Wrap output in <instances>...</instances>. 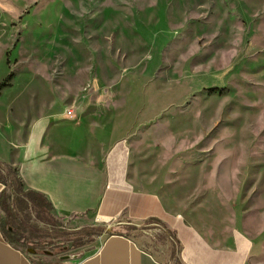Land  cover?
<instances>
[{
  "label": "rangeland",
  "instance_id": "obj_1",
  "mask_svg": "<svg viewBox=\"0 0 264 264\" xmlns=\"http://www.w3.org/2000/svg\"><path fill=\"white\" fill-rule=\"evenodd\" d=\"M4 70L2 107L18 95L70 108V121L89 115L107 141H128L135 187L209 236H251L248 264H264V0H0ZM11 226L37 264L87 254L110 232L180 264L161 226L31 204Z\"/></svg>",
  "mask_w": 264,
  "mask_h": 264
},
{
  "label": "crops",
  "instance_id": "obj_2",
  "mask_svg": "<svg viewBox=\"0 0 264 264\" xmlns=\"http://www.w3.org/2000/svg\"><path fill=\"white\" fill-rule=\"evenodd\" d=\"M6 70L0 73V81ZM5 78V77H4ZM0 91V160L17 168L25 188L43 194L58 218L97 219L127 226H161L175 238L180 264H248L252 238L242 231L209 236L181 219L162 197L139 189L127 176L128 141L99 131L89 115L70 121L65 110L30 108L19 96L3 102ZM15 99L20 106L14 111ZM34 103V101H33ZM84 108V103L81 105ZM102 140V141H101ZM3 185L0 183V191ZM151 219H155L151 221ZM151 221V222H149ZM157 221V222H155ZM0 264H37L7 241L0 229ZM62 264H162L138 237L124 232L101 235L87 254Z\"/></svg>",
  "mask_w": 264,
  "mask_h": 264
},
{
  "label": "trees",
  "instance_id": "obj_3",
  "mask_svg": "<svg viewBox=\"0 0 264 264\" xmlns=\"http://www.w3.org/2000/svg\"><path fill=\"white\" fill-rule=\"evenodd\" d=\"M12 76L8 73L0 81V88L6 86V80ZM0 183L3 185L0 191V229L3 237L15 245V234L11 224L19 222V210L32 206L51 211L52 206L49 200L41 193L29 188H25L22 180L18 176L17 168L0 160ZM155 219H151L154 221ZM149 221V222H151ZM157 222V221H155ZM7 223L9 225H7ZM131 228H136L132 226ZM102 232V230H100Z\"/></svg>",
  "mask_w": 264,
  "mask_h": 264
},
{
  "label": "built area",
  "instance_id": "obj_4",
  "mask_svg": "<svg viewBox=\"0 0 264 264\" xmlns=\"http://www.w3.org/2000/svg\"><path fill=\"white\" fill-rule=\"evenodd\" d=\"M65 116L68 118H73L74 114L70 108L65 110Z\"/></svg>",
  "mask_w": 264,
  "mask_h": 264
}]
</instances>
